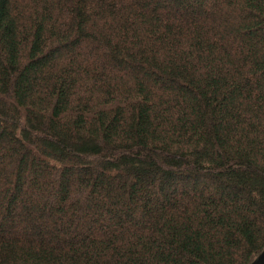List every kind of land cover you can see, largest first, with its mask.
Returning <instances> with one entry per match:
<instances>
[{
  "label": "trees",
  "instance_id": "obj_1",
  "mask_svg": "<svg viewBox=\"0 0 264 264\" xmlns=\"http://www.w3.org/2000/svg\"><path fill=\"white\" fill-rule=\"evenodd\" d=\"M263 248L264 0H0V264Z\"/></svg>",
  "mask_w": 264,
  "mask_h": 264
},
{
  "label": "water",
  "instance_id": "obj_2",
  "mask_svg": "<svg viewBox=\"0 0 264 264\" xmlns=\"http://www.w3.org/2000/svg\"><path fill=\"white\" fill-rule=\"evenodd\" d=\"M250 264H264V248L258 253V255L252 260Z\"/></svg>",
  "mask_w": 264,
  "mask_h": 264
}]
</instances>
